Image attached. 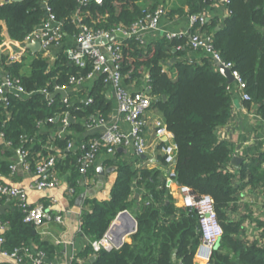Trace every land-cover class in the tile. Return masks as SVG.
Here are the masks:
<instances>
[{
  "label": "trees",
  "instance_id": "trees-1",
  "mask_svg": "<svg viewBox=\"0 0 264 264\" xmlns=\"http://www.w3.org/2000/svg\"><path fill=\"white\" fill-rule=\"evenodd\" d=\"M42 3L61 23L64 41H69L79 32L80 26L95 32L127 29L158 6H163L166 13L174 17L203 13L212 2L11 0L0 3V45L7 39L23 43L46 18ZM228 10L220 24L218 20L202 25L197 23L190 32H201L211 38L212 50L222 62L231 64L244 82V92L250 97L243 101L244 104L247 107L254 104L264 119V0H230ZM66 41L61 47L51 50L53 60L42 51L19 62L8 63L7 54L1 57L2 70L27 94L8 91V105L0 104V134L3 139L0 143V172H9L13 164L10 159L16 151L23 153V162L35 171L41 159L56 153L49 148L54 143L59 152L54 172L65 175L69 187L80 193L85 179L95 174L94 167H89L82 179L80 157L84 151L80 148L66 149L71 137L65 135L60 138L57 135L61 119L68 114L73 122H69L66 129L81 130V122L106 119L111 104L105 96L103 76H97L90 85L82 88L69 83L71 77L86 76L92 63L88 55L85 56L84 67L71 61ZM187 42L186 38H161L144 47L134 37L120 35L111 41L122 51L119 65L125 84L133 82L141 86L145 81L152 98L150 107L162 112L163 124L173 136L175 183L188 187L194 195L208 194L213 200L223 233L212 247L208 264H264V245L244 238L242 221L229 216L238 189L235 175L230 171L233 149L215 134V130L228 121L231 91L227 88L233 87L235 82L228 83L218 70L212 69V54L204 49L195 50L199 64L182 59L176 63L178 75L171 78L164 67L171 57H184L182 48H189ZM56 86L65 87L66 101L60 95L47 98L42 92L52 93ZM120 156L121 153L116 151L105 157L104 166L115 167L117 173L110 198L106 201L85 200L86 209L82 211L80 229L91 243L106 233L120 212L129 211L136 221V230L117 249L94 254L89 243L82 255H94L89 264H194V256L201 244L197 210L175 204L160 169L134 167L132 161L120 159ZM134 161L139 162L140 157H134ZM161 162L165 164L164 157ZM263 163L264 157L254 159L250 164L242 163L240 179L246 178L248 183H253L256 176L264 179ZM134 188L141 190L140 200L134 199ZM0 219L8 226L4 249L13 251L33 243L45 254L47 260L42 264H49L54 247L38 237L33 224L23 221L20 208L13 206L11 211L0 215Z\"/></svg>",
  "mask_w": 264,
  "mask_h": 264
},
{
  "label": "built area",
  "instance_id": "built-area-1",
  "mask_svg": "<svg viewBox=\"0 0 264 264\" xmlns=\"http://www.w3.org/2000/svg\"><path fill=\"white\" fill-rule=\"evenodd\" d=\"M86 1L88 0H79L80 3H85ZM96 1L100 2L101 0ZM210 1L212 3L224 5L227 14L229 13L228 5L230 0ZM44 10L46 18L39 24L38 28L32 30L28 34L25 41H38L40 43L41 51L46 53L50 60H53L54 55L51 50L55 47H61L64 44L65 35L61 23L54 19L53 15L50 13V9L46 5ZM165 12L166 9L163 6H158L153 11L146 12L141 19L134 22L127 29L116 28L112 31L95 32L90 31L84 26H80L79 32L73 37L77 48L68 52L71 61L80 67H84L86 63L85 56L88 55L92 67L86 76L71 77L69 83L75 88H79V86L86 81L93 80L97 76H103L105 83L112 87L118 117L129 125V131L123 132L116 124H113L102 134L80 144V149L84 151L80 157V175L82 179L86 177L87 169L94 165V162L100 153H103L106 156H112L118 148L130 147L133 154L136 157H140L141 155H146L149 149V145L143 135L144 129L147 126L146 113L152 103V98L149 95V86L145 84L142 90L130 91L126 87L123 75L120 72L119 63L122 57L120 46H115L111 43L114 38L106 43H96V41L109 39L114 34V37L118 35L134 37L143 44V41L140 38L141 33L145 30L157 29L159 18L164 15ZM188 21L191 29V27L197 23L199 25L204 24L207 22V19L203 13H199L188 15ZM162 36V38L167 40L178 38L176 34L171 32H164ZM188 44L193 50L204 49L206 52L211 53L212 61L215 65L222 64L224 67L229 68L234 78L233 81L235 82V85L233 87H228L227 89L229 91H232L233 89L240 90L243 100L250 99V97L244 92V82L239 78L237 72L233 70L232 65L222 62L218 54L212 50L211 38L209 36H204L201 32H189ZM7 57L8 63L19 62L26 59L22 54H7ZM2 76L5 77V81L2 80ZM56 89L66 90L65 87L62 86H56L55 90ZM8 91H13L21 95L27 94L16 80H12L8 77V75L2 70V64H0V104L4 107L9 103L6 96ZM42 92L46 94L47 98H49L48 96L51 94L50 92H47L46 90H42ZM63 100L66 101V98ZM97 121L102 122L103 120L94 118L91 122L95 123ZM61 123V131H63L69 126L68 114L61 119ZM154 128L157 140H163L164 143L162 145V153L164 163L168 168L164 177L165 186L169 188L171 192V185L173 183L176 184L174 181L175 173L173 168L175 162V144L174 141H170L173 136L166 129L161 119L154 121ZM66 147L67 149H71L72 142H68ZM19 155L21 159L19 164L27 169V164L23 162V153L20 152ZM56 158V155L52 153L47 158L41 159L37 163L35 167L36 181L30 187L15 186L3 182L0 179V199L20 208L23 213V221L33 224L36 228L41 227L50 220L62 222V217L60 215H54L51 211L52 204L54 203L53 197H50V203L47 205L41 202L35 205H30L27 200V191L29 188H33L36 191H42L44 189H54L59 185V180L54 172ZM15 168L16 165L14 164L10 166L12 171H14ZM178 187L182 195V206L193 208L198 212L199 231L201 233L199 252H203V257L206 259V264H208L212 247L219 241L223 233L222 227L217 220L213 200L208 194L197 196L192 194L186 186L178 185ZM69 192L72 193L73 189L70 188ZM112 227L113 223L100 239L90 243L94 254L99 253L102 250L112 251L117 249L125 240L127 235L118 234V231L114 233V236L112 237ZM7 228V223L0 219V264H42L47 260L45 254L33 243L20 249H14L13 251L4 249L3 245ZM134 231L135 228L132 232ZM79 260L80 259H78V261ZM76 264H80V262H77Z\"/></svg>",
  "mask_w": 264,
  "mask_h": 264
},
{
  "label": "crops",
  "instance_id": "crops-1",
  "mask_svg": "<svg viewBox=\"0 0 264 264\" xmlns=\"http://www.w3.org/2000/svg\"><path fill=\"white\" fill-rule=\"evenodd\" d=\"M4 0H0V3H4ZM11 1V0H9ZM207 21L218 20L219 24L227 16L226 7L224 5L211 3L208 5L206 10L203 11ZM37 25L33 30L38 28ZM219 27V25L217 26ZM164 32H171L176 34L179 39L186 38L189 41V21L188 15L170 17L165 12L159 18L157 29L145 30L141 33L140 38L143 41V46L155 42L161 39ZM66 41V40H65ZM31 41H24L23 43L14 42L7 39L3 44L0 45L1 55L6 54H22L29 60L35 55L30 49H25V44ZM188 43V42H187ZM67 52L77 48L74 39L66 41ZM177 50L180 48H176ZM185 51L184 57H171L168 59L167 65L164 70L173 79L178 75V69L176 63L182 61V59H188V61H195L200 63L199 56L196 51L192 48H182ZM174 59L173 61L171 59ZM212 69L218 70L217 65L213 63ZM147 78V75H144ZM96 78V77H95ZM94 78V79H95ZM93 79V80H94ZM93 81H86L79 88L90 85ZM145 83V81H144ZM137 86L135 83H127L126 87L130 91L142 90L144 84ZM144 84V85H143ZM105 96L108 102L111 104V110L107 115V118L102 122H81L83 129L75 130L74 128L65 129L63 131H57V135L63 138L65 135L71 137L69 142H72L70 150L80 148L81 143L87 142L89 139L96 137L106 131L111 125L116 124L119 129L123 132L129 131V125L118 117L116 112V103L114 93L110 85H105ZM241 97V91L233 89L231 91V110L228 121L215 130L217 138L226 142L233 149V156L239 157L241 160L239 165H230V171L235 175L237 197L232 205V210L229 211V216L235 220H240L243 223L242 233L244 238L249 240H257L260 246L264 245V179L260 176H256L253 183H248L247 179H240L239 168L242 163H249L257 158L264 157V119L256 110V106L253 104L247 107ZM147 126L144 129L143 135L146 142L149 145V149L146 153L145 158H140L139 162L134 161L136 157L130 147H120L121 153L120 159H125L128 162L132 161L134 167L146 166V167H157L163 172L165 177L167 172V166L162 164L161 159L163 157L162 145L163 140H157L154 121L163 119L162 112L156 107H150L146 113ZM89 124V125H88ZM173 142V138L170 139ZM50 149L56 151L55 155H59L58 148L52 143L49 146ZM67 149V148H66ZM20 152L16 151L10 161L16 165L14 171L11 169L8 173L4 174L0 172V179L3 182L21 186L30 187L36 181L35 171L23 167L20 163ZM105 154L100 153L94 162L95 174L90 179H85L81 186V192H69V185L65 175L55 173L59 180V185L54 189H44L42 191H36L33 188H29L27 191V200L30 205L37 203H50V197L54 198L51 211L54 215H60L62 222L55 220L47 221L41 227L36 228V233L42 241L48 242L54 247L53 259L49 264H89L90 258L94 255L83 256L84 250L90 243L88 237L81 231V216L82 211L86 209V199H96L98 201H106L110 198L111 187L116 179L117 173L115 167L104 166L103 161L106 157ZM231 157V158H232ZM6 160L7 158H1ZM256 161V160H255ZM258 164V163H257ZM101 167L105 171V175L98 174V168ZM264 169V163L262 164ZM259 171H262L260 167ZM84 194L82 199H79V195ZM138 195L135 199V195ZM141 190L134 188L133 197L134 199L140 200ZM171 195L175 200L177 206H182V195L179 191L177 184L171 185ZM0 205H7L5 213L13 209V205L9 202L0 199ZM129 212V211H128ZM4 213V214H5ZM132 216V214L129 212ZM112 227V237L114 233L118 231V234H124L129 232V235L133 233L134 225L131 220L120 217L115 218ZM136 230V229H135ZM128 236V235H127ZM126 236V237H127ZM201 245V244H200ZM203 245V244H202ZM199 248L194 256V264H206V259L203 257V252H199ZM78 259H80L78 261ZM1 261V259H0Z\"/></svg>",
  "mask_w": 264,
  "mask_h": 264
},
{
  "label": "water",
  "instance_id": "water-1",
  "mask_svg": "<svg viewBox=\"0 0 264 264\" xmlns=\"http://www.w3.org/2000/svg\"><path fill=\"white\" fill-rule=\"evenodd\" d=\"M13 1H20V0H13ZM3 2H9V0H4ZM42 7H45V4L42 3ZM218 29V27L216 28ZM114 38V34L109 38V39H101V40H97L96 43H106L107 41H110ZM25 49H30L32 50L35 54L38 53V52H41V48H40V43L36 40H31V42L25 44ZM87 52V50H86ZM173 52H176L175 49L173 50ZM1 49H0V59L2 57L1 55ZM172 61L174 60L173 58L171 59ZM217 68H218V71L224 76L226 77L228 83H231L233 82L234 78L231 74V70L229 68H226L224 67L222 64H217ZM2 80L5 81V77L2 76ZM57 95H60L62 97V99H65L67 97V91L64 90V89H56L53 93H51L48 97L50 99H53L54 97H56ZM165 97H163L164 99ZM68 119H69V122H73V119L71 116L68 115ZM60 130H62V128L60 127ZM3 142V139L0 137V143ZM118 150H120V148H118ZM20 152V151H18ZM146 156L145 155H141L140 158H145ZM242 159H240L239 157L237 156H233L230 160L231 164L232 165H239L240 162H241ZM98 174L100 175H105V171L99 167L98 168ZM84 197V194H81L79 195V199H82ZM138 197V195L136 194L135 195V198ZM7 205H0V215H3L5 213V210L7 209ZM122 218V217H125L129 220H131V222L133 223L134 225V228L136 229V221L135 219L129 214L128 211H122L118 214V216L116 218ZM129 232H124V235H128ZM91 261L94 260V256H92L90 258Z\"/></svg>",
  "mask_w": 264,
  "mask_h": 264
}]
</instances>
